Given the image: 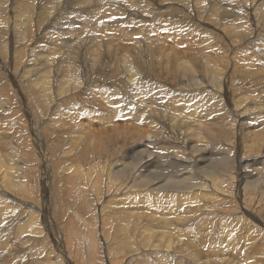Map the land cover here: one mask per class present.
I'll return each instance as SVG.
<instances>
[{"label": "bare ground", "instance_id": "1", "mask_svg": "<svg viewBox=\"0 0 264 264\" xmlns=\"http://www.w3.org/2000/svg\"><path fill=\"white\" fill-rule=\"evenodd\" d=\"M17 1H19L21 3L20 6L16 5V7H20L19 9H16V7L14 5ZM90 1L91 0H88V1H86V0H0V33H4L2 35V37H8V39H2V41L0 42V70H1L0 79L4 83L7 82V80L10 81L11 84L15 87V91H19L18 98L20 99L21 109H22V111H24V113H26V119L27 120L25 118H24V120L29 122L28 124H29L30 130H32V131L35 130L36 129L35 128V126H36L35 122L41 121L42 118L45 119L44 121H47L48 127H51L52 129H56L55 128L57 125L56 121L60 120V119H57L55 117H57L58 115L64 116V114L66 112L65 111L66 108H74L72 105L73 100L78 97L79 93L83 89L86 88V86L84 84V80H87V79L95 80L96 78L99 79L102 75H108V72L118 71L117 67L125 68V70L127 72V74H125L127 77V79H126L127 83L126 84H124L122 87H119V85L117 83H115V81H114V82H112L113 84L104 88L105 93L108 96H111L113 98L109 102L111 104V107L114 108V114H112L111 116H103V117L99 118L100 121L96 124L100 127L99 136L104 135V134H108V133L109 134L110 133L116 134V133L124 132V134L128 135V138L126 137L125 139H122L125 137V135L122 138H120L118 136L119 139L113 138V139H116V147L114 148V150H112V151L110 150L111 152L109 151L111 155L101 157V155L103 153L100 156L98 153V156L97 155L96 156L91 155V157L81 156L83 153H87V152H84V144H85V142L83 141L84 140L83 139L84 134L82 133V130H81V127H82V125H84L85 122H83L84 119L81 121L77 115H76V118H73V117H71V114H70V118L80 121V122L78 121L79 123H72V124H74V126L79 128V129L77 128V130H79V132H80V133L78 132L79 135H77L78 133L76 132V130L71 132L68 129V125H65L64 127L59 128V130L64 129L65 131L63 132V134L69 135V138H72L70 140L72 142V145H75L79 141V144L77 145L78 149H75V150H78L79 155L77 154V152H74V147L71 150H69V151L67 150V151H64L62 153L63 157H66L69 154L71 156L72 155L71 153L74 152L75 156L73 158H71V160H73L77 163L76 165H74V167H67L66 168V170H65L66 173L70 172V171H72V172H71V174L68 173L70 175L67 174L68 177L67 176H65V177H67L68 182L70 183V185L74 189H75L76 185L78 186V187L77 186L76 187L79 188L80 183L78 185V182L81 180L83 182V183L81 182V184H83V188H81L82 186L80 188L83 190L84 189L85 190H88V189L93 190L94 189L93 194L96 195L98 198H100L102 196V192H103L105 187L107 189H111V193L113 194L112 201L114 203V207H115V205L117 207L121 206L118 208L116 207L112 211L110 210L109 213H108V211H106L105 212V213H107L106 216H105V214H103L104 211L103 212L101 211L102 213L100 212L101 214L98 215L100 221L102 222V226H101V228H103L102 231L104 230V226H103L104 222L108 221L110 224H112V225L114 224L113 225L114 228L108 226V227H110L109 229H111V230L108 229L109 233L111 231H114L112 239L110 240V239H108V236H106L105 240H104L106 243V250H107V254H108L107 256H109V258H111L113 256L112 250L115 249L116 251H118V254H119V250L123 249L124 246H131L134 249V247L136 248V246H134V245L136 243H138L137 245L141 246L139 248L142 249L143 248L142 242L144 240L146 242V243H144L145 244L144 246L146 247V249H149L148 251L151 250V252H153L155 249L160 248L161 250L164 249L163 252L165 251V253H166V251H168L169 248L171 250L173 245L176 243L178 244V242H179L178 241V242L172 244V242L175 241V239L172 240V237H174V236H172V234L177 232V229L176 230L174 229L175 232H173V233H171L170 230H173V228L179 226L183 220L186 221V218L190 217L191 213L193 214V211L190 208H192L193 206L197 207L201 204V203L200 204L198 203V202H200L199 201L200 197L202 198L201 200L203 202L204 201L209 202V201L204 200V199L206 197L211 199L212 197L215 196L216 198L215 197L214 198L216 201H214L213 198L211 199V200H213V202L209 199L211 204L212 203L216 204L217 202H220V203L223 202L224 203V201L226 199L225 191L222 193L220 190H218V188H217L218 182L215 180V178H213L214 176L212 174H210L208 172H203L204 174H202L201 176H197L192 170L193 166L197 167L198 164L202 160L207 161L205 155L207 156L210 152V149L208 147L211 146V143H213V145H214L215 141L214 142L210 141L211 143H210V146H208V147L203 144L204 142L202 143L203 137L208 136L209 134H211V135L216 134L215 129L212 128L211 126H213L215 124L216 125L221 124V126H219V129L221 127L222 131L221 132L219 130L218 131L222 135V133H224L223 132V130L225 129L224 127L228 126L230 124V122H232L233 126H234V123H237V127L235 129H236L237 133L239 132L238 134H241L243 130L248 129L251 124L255 123L256 126H259V128L264 124V119L262 121V118L264 117V95H261L262 97H255V96L250 97V95H253V94L258 96L256 94V92H258L259 95L264 94V91L260 90V88L261 89L264 88L261 85V84H264V47L256 44V42L257 43L259 42L262 44V42L264 40V23H262V22H264V0H221V1H219L215 6V9H219L218 11L216 10V12H218L217 14L221 15L222 11L227 12V8H229L228 11H230V12L237 11L238 13H240V15H238V13H237V15L240 16L242 24L240 26H238V25L234 24V22H235L234 21L233 26H231L232 23H230L227 26L234 27V28H236V30L224 31L223 27H220V26L213 27L212 25L207 24L208 23L207 22V23H204L203 25L207 26L208 28H202L201 29L202 32L199 30L201 32V34H205V35H203V37H200L201 34H199L196 31V29L202 27L201 18L203 17V15H201V13H200V8L204 3L205 4L207 3V2H205V0H199V4H198L199 12L197 13V15H195L194 12L192 11V4L190 3L191 0H170L174 3L176 1H178L179 3L186 6L189 11L186 8V9H183L184 12L181 9L172 8V6L163 8L162 3L167 1V0H158V1L157 0H153V1L152 0H147V1L146 0H95L93 3L92 2L90 3ZM208 1H210V0H208ZM80 4H84L86 6L87 10H89V12L83 13L81 11ZM13 5H14L15 9H14ZM97 5H99V7H97V8H99L98 11H94V10L90 9L93 6L96 7ZM234 5H235L236 9L233 11ZM177 8H179V7H177ZM104 9H109V10L105 11ZM230 9H232V10H230ZM102 10H104L105 12ZM248 10L250 11V13L247 14ZM81 13H83V15H85V16L88 15L89 17L94 16V18H95L94 20H98L96 23H100L104 20H107V18H111L108 15V13L114 14L115 17L125 16L121 20L120 23L116 18H113L111 21H109V22L116 23L119 26H121V24L122 25L123 24L130 25L133 23L139 24L135 20L130 19L132 17H135L137 19H141L142 21L147 22V25L144 28H147V26H149V25L153 26L154 24L162 23L161 20L165 17H168L169 15L173 16L172 20L175 17L179 16L184 21L187 20L189 22V24L192 25V26H190V28H191V30H192V28L194 29L195 34H193L190 31L193 34V35L191 34L192 37H190V38H192V41H195L197 43V44H195V46L197 45V49H194V46H193V48H192V46L186 47L181 52L173 50V49H169L167 55H165L166 50L161 51V52H158V51L154 52L152 49H148V50H145L144 52L141 53V51L145 49L144 40L147 38L146 30H143L142 27H139L136 32L130 31L129 29H122L123 34L120 33L119 38H111L110 41H104L103 36H105V34L101 28H105L106 26L96 25V24H92V23L87 24L86 22H83L84 19L82 18L83 15H80ZM145 14L147 16H149V18H145L144 17ZM64 15H67V16L64 17ZM226 16H229V15H226ZM62 18L64 20V21L63 20L62 21L65 22L64 24H60L58 22ZM7 19L9 20V22L7 21ZM251 19H252V25H254V34H253L252 38L250 37L251 34L253 33L251 31V26H252L251 25ZM71 21L73 23H76V22L77 23H79V22L83 23V26H81L80 32L71 33L72 37H74L72 40H74V41H76L75 39H78L79 36H81V39H80L79 43L77 44L78 49L77 48L76 49L78 51L76 52L75 57H73V54H72V52L74 51L73 48L71 49V46L69 44H67L68 41L66 38H67V35L70 33L64 32L67 28H69L71 26ZM173 23H176V22L173 21ZM66 24L70 25V26L66 27ZM163 24H167V23L165 22ZM86 25H87V27L91 28V31L90 30L89 31L83 30V27ZM223 26L227 27L225 25H223ZM33 27H34V29H33ZM32 29L34 30V33L32 32L33 31ZM101 31H102V34H101ZM32 33L34 35H32ZM59 33H62V34H59ZM65 35H66V37L64 38ZM139 36H140V39H139ZM3 40H5V41H3ZM7 40H8V42H7ZM50 40H54L56 43L51 42ZM114 40H116V41H114ZM123 40L128 42V44L119 45V43H122ZM218 41H220L222 43V45H223L222 48L225 50H219L218 52H216L214 54L215 59L213 60V58H212L213 62L210 64V67L207 64L208 60L207 61L203 60L204 65L207 66L209 69L208 71L206 70L205 67H203V69L201 71L202 66L200 67V70H199V67L197 65V60L203 59V58H201L203 55L201 54L202 50H201L200 44H208L209 43L211 45L212 42L216 44ZM27 42L33 43V46H37L38 44L39 45L44 44L46 46V47L45 46L42 47L41 51H40L43 55H45L43 62H44V66H46V69L43 70V72L40 74L38 72L39 68L36 67L37 63L33 62V60H28V59H26L24 62V60L22 58V56L25 57V55H22V53H24L23 51L26 48L25 44ZM77 42H78V40H77ZM123 43H125V42H123ZM66 44H67V46L69 45L68 47L66 46V49L68 52L64 48H63L64 52H62L61 49ZM48 45H53V46L57 45L55 47H58V48H55V47L49 48ZM113 45H115V46H113ZM33 46L31 48H33ZM138 46H141V47H138ZM237 46H238L239 50L242 51L244 54L246 51L248 53L251 50H253L254 48H258V52L249 54V56H246L248 59H244V60L241 58V52L240 51H239L238 57H236V56H235L236 58L233 57L234 62H236V60L241 61V62H239L240 67H237V65H234V67L242 69L241 63H242V61H244L245 65H246L245 68H247V70H246L247 73L243 74L242 72H240L238 75L235 76V74H232L231 71H228V63L231 59L229 58V60H228L227 58L229 57L228 53L230 51H234V48ZM33 50H35V49H33ZM56 51L59 53V57H58L59 59L57 58L56 61H54L53 55L56 54ZM114 54H116V55L123 54V57L116 58V57H114ZM38 55H39V53H38ZM136 55H138V59L136 61H134V57ZM245 55H247V54H245ZM36 56H37V53H36ZM77 56H78V58H76ZM230 56H232V55H230ZM204 57L207 58V56H204ZM66 58H68V59H66ZM29 59H30V57H29ZM36 59H38V58H36ZM22 60H23V62H22ZM156 60L159 61V63H155L154 61H156ZM92 65H93V67H92ZM39 66H41V64H39ZM254 67H256L255 72L254 71L250 72L249 69L251 70ZM259 67H261V69H257ZM237 68H235V69H237ZM245 68H243L242 70H244ZM256 71H258V72H256ZM260 73H262V74H260ZM232 75L235 76L233 78L234 82H240V81L242 82V81H246V80L251 79L252 82H255L257 85H259V88L254 89V91H253L254 93H250V94L248 93V95H246V96L241 95L242 97L238 98V99H236V96H232L233 98L231 100L230 99V96H231L230 90H231V85H232V77H233ZM107 77H110V76L108 75ZM176 77H178L180 80H182V84L179 85L180 88L174 87V90H173L169 86H170V84L176 82V80H175V79H177ZM151 80H152V82H151ZM118 81L123 82V80H118ZM147 83H156V85L154 84L151 86H147ZM134 87H135V91L137 93L138 102L140 104H134L130 99V97L136 96V93L132 90ZM176 91L183 92L184 95L182 97L176 99L173 96L176 93ZM221 96H222V98H220ZM181 98H182V102L180 101ZM224 98H225V101H223ZM6 102H7V100H6ZM3 104H5V100H0V108L3 106ZM221 104H223V106H221ZM228 104L230 106L234 107V109L232 111V115L234 118H231V114L228 113L229 111H225L227 113L223 118H221L219 120H218V118L213 119V120L211 119L210 116H212L213 114L219 113L220 111L225 110V108H228L227 107ZM225 105H227V106L225 107ZM254 105H256L257 109L255 107H253ZM184 106L187 107L189 109V111H191V113L188 111L187 108H182ZM235 106L237 108L242 106V109L236 111ZM250 106H252V107L250 108ZM62 107H64V108H62ZM216 107L217 108L219 107V108L217 110H215ZM205 108H206V110H204ZM62 109H64V111ZM3 111H5V110H3ZM122 111H134V112H131V115H132V113L134 114V116L132 115L133 122H131V123L126 122L125 124H122V125H120L119 123H112V119L116 118V117H120ZM175 111L180 113V115H181V113H183L186 116L192 117L193 119H195L194 123L189 124V123H186L187 120L184 121L183 119L176 118L175 113H173ZM60 112H61V114H60ZM72 112H73V110H72ZM220 114H221V116L223 115V113H220ZM0 115H2V113ZM180 117H182V116H180ZM202 118L207 119L206 124L203 123ZM229 118L231 119L230 121L227 120ZM181 120H183L184 123H183V121L181 122ZM1 121H2V119L0 120V132L2 131V134L0 133V249L6 250V252H8V254H11V255L13 252H15V256L11 257V255H10V258L13 259L14 261L17 259L18 264H21L24 260H30V259H33V258L38 257V256L44 257L46 264H75V260L72 259V257H69V251H67V248L63 242L56 241L57 242L56 244H54L55 242H53V244H49L47 242H44L45 234H43L42 229H40L39 221L36 218V216L39 215V209L36 206H38L40 203L37 202L38 205L35 206V205H33V203L31 204V203L26 202L27 199H25V197L28 198L29 197L28 195L30 194L29 193L30 190L28 189L29 184H26V183L24 184L23 181H26V180L24 179V177L22 178V176L20 178V175H19V173H21L23 171L25 165H23V164L21 165L22 162L19 163L21 160L18 162L13 161L12 163H10V161H8L7 165L5 163H3L2 160H4L3 158L5 157V155L3 157L1 150L3 152H6L7 150H5V148L2 147L1 144L2 145L7 144V147H8L13 139L10 135H7V134L3 135L5 132H7V131L10 132V131H9V128L5 127L4 125L2 126L3 123H1ZM69 121H70V119H69ZM226 121H229V124ZM81 122H83V123H81ZM92 122L93 121H90L91 124H93ZM25 123H27V122H25ZM72 124H70V125L72 126ZM226 124H228V125H226ZM11 125H15V121H12ZM191 125H194V126H191ZM243 125H246V128H244L245 126H243ZM230 126H231V124H230ZM262 130L264 131V129H262ZM248 131H249L248 132L249 134L252 133L250 131V129ZM50 132H52V131H50ZM58 132L60 133L61 131H58ZM94 132L90 130V131H87V134L89 137H92L95 134ZM230 132L231 131H229V134H231ZM237 133H236V135H238ZM258 133H260V132H257V134ZM33 134H35V132H33ZM72 134L73 135L76 134L77 136L75 138H73ZM96 135H97V133H96ZM201 135H202V138H201ZM225 135H226V133H225ZM104 136H101V139H103L102 137H104ZM214 136H218V135L216 134ZM108 137H110V136L108 135ZM112 137H114V136H112ZM112 137H110V138L105 137L103 140L112 139ZM244 138H247V137H244ZM248 138H249V141H251L250 137H248ZM120 139L125 140V141L124 142L122 141L123 142L122 145L120 144L121 146L117 150L118 144L121 143V142L118 143L117 141H119ZM215 139H216V137H215ZM261 139H263V138H261ZM107 140H106V144L108 145L109 143L107 142ZM208 140H210V139H208ZM244 140H246V139H244ZM81 141H83V142L81 143ZM108 141L109 142L111 141L113 144V140H108ZM126 141H128V142L126 143ZM176 141H179V142H176ZM204 141H205V139H204ZM256 141H258V140H256ZM63 142H65V141H63ZM174 142H176L177 144H180L181 146H176L174 144ZM218 143L219 142H217V145H218ZM222 143H224V142H222ZM261 143H262V141H261ZM69 144H71V143H69ZM95 145H97V143ZM237 145H238V147H237L238 149H236V151H240L241 150V147H240L241 143L238 142ZM113 146H115V145H113ZM244 146H245V144H244ZM259 146L254 147L255 149L256 148H258V149H256V151L255 150H253V151H255L257 153V150H259V148H262L261 147L262 145H259ZM110 147H111V145H110ZM93 148H95V147H93ZM234 148H235V146H234ZM252 148H253V146H252ZM170 149H172L173 153L169 152ZM248 149H251V148H248ZM85 150L87 151V149H85ZM101 150H103V149H101ZM262 150H263L262 156L264 158V147L262 148ZM97 151H96V153H97ZM212 151H214V150H212ZM253 151H251L252 154H253ZM93 152H95V151H93ZM243 152H244V150H243ZM106 153H107V151H106ZM259 153H260V151H259ZM255 154H253V155H255ZM9 156L7 155L8 158L7 157H5V158L9 160ZM241 156L244 157L245 159H247L246 155H241ZM1 157H3V158L1 159ZM11 157H13V156H11ZM82 157L85 158L84 161H82ZM223 157H225V156H223ZM234 157H232V159ZM242 157H240V158L238 157V159H236V161H239ZM250 157H252V156H250ZM68 158H69V156H68ZM77 160H78V162H77ZM215 160H216V158H215ZM224 160L227 162L226 159H224ZM241 160H244V159H241ZM246 161L247 160H244L245 164H246ZM222 162H224V161H222ZM259 162L261 165H264V159L262 161H259ZM161 163H165V165L167 167L165 169L168 170L169 172L163 173L162 166L164 164L161 165ZM220 164H222V163H220ZM58 165H59V163H58ZM58 165H56V166H58ZM213 165H214V163H213ZM87 166H88V168L85 170V168ZM54 167H55V165H54ZM9 168L11 170H9ZM171 169H173V171H171ZM34 170L33 171L31 170V171L34 173ZM210 170H212V169H210ZM228 172H230V171H228ZM237 172H238L237 173V179L235 181L236 185L234 184L235 186L233 189V191H235V193H234V196H232L233 192L231 193V195H228L230 198V199H228V201H229V204L234 207V210L235 209L240 210L241 215L239 217L237 216L238 217L237 219L234 218L235 220L232 222V220H231L232 217L230 219L229 215H227L228 214L227 211L225 210L226 211L225 213H227V214H225V217L223 218V220L220 221V219L224 215L220 217L219 221L221 223L227 222V224L225 226L220 224L222 227V228L220 227L221 232L223 231V229L226 230V233H224L223 242L219 240L221 242V244H223L224 248H220V250L218 251L219 255L217 253H214L212 257L210 255L209 257H211L210 258L211 260L206 259L205 261H203L199 257L201 255H199V256L197 255L199 258H195V261H196L195 263H192V260L189 257L186 260L187 261L191 260V263L188 262L186 264H196V263H199V264H202V263L203 264H240L238 262V260H239L238 257L232 258V259L229 257L231 260H228V258H226V256H225L228 254H230L228 256H234L236 253L239 252V250L236 248V245H238L237 238L233 237L234 235L231 236L229 232H232L234 229H236L239 224H242L243 222L245 223L246 218H250V216L252 218L254 216L249 215L250 210L245 208L244 207L245 205H242V204H245V203H243L244 199H243V201H240V197L243 194V188H242L241 184L243 183V181L245 179H249L250 177L248 175H245V174L239 175L240 174L239 171H237ZM41 173H43V171ZM62 173H63V171H62ZM62 173H61V175H62ZM66 173H63V174H66ZM232 173H233V171H232ZM49 175L51 176V173ZM228 175L225 174V172H223V174L220 177L222 179H224V178H227L226 176H228ZM43 176H44V174H43ZM56 176H57V174H56ZM181 176H182V178H181ZM165 177L168 178V181L178 183V184H183V185L178 186V185H175V184L170 183L168 181L165 182L162 180ZM51 178H53V177L51 176ZM73 178H77V179L79 178L80 180H77V183H76L75 182L76 180ZM228 179H230V178L228 177ZM201 180H203V182H202L203 184L200 185L199 181H201ZM224 180H226V179H224ZM53 181H54V179H53ZM66 181H65V184H66ZM219 181H221V180H219ZM232 181H234V180H232ZM232 181H231V183H232ZM44 182H46V181H44ZM221 182H223V181H221ZM221 182H220V185H221ZM235 182H233V183H235ZM189 184L191 186H189ZM15 186L17 187L16 190H17L18 194H16V193H14V194H16L20 197L22 196L21 198L24 197V199H21L18 196L13 195V192H14L13 188ZM47 186H49V185H47ZM175 189H177V191H175ZM83 190H82V192H84ZM73 192H75V191H73ZM260 196H262V195H260ZM32 197H33V195H32ZM32 197H31V199H32ZM246 197H248V196H246ZM94 198H96V197H94ZM81 199L83 201V198H81ZM174 199H176L178 201L176 203H173ZM28 200H29V198H28ZM59 201H60V199H59ZM106 201H108V200H106ZM256 201H259V200H256ZM55 202H57V201H55ZM226 202L227 201H225V203ZM236 202L238 203L239 207H237ZM83 203H81V205ZM225 203H224V205H225ZM110 204H112V203H110ZM52 205H54L53 202H52ZM230 205L227 207H230ZM40 206L42 207V205H40ZM83 206H85V205H82V207ZM183 206H186L184 208V210H183ZM187 206H189V207H187ZM202 206H203V204H202ZM202 206H201V208H202ZM210 206L213 208L212 205H210ZM219 206H220V204H219ZM209 207H207V208L204 207V209L208 210ZM215 207H216V205H215ZM221 207H223V206H221ZM46 208L44 207V209H46ZM106 208H108V207H106ZM49 209H47V210L49 211ZM204 209L202 211H204ZM40 210H41V208H40ZM80 210H81V208H80ZM84 210H86V208H84ZM213 210H214V208H213ZM236 210H235V212H236ZM81 211L78 212V210H76L74 212L73 216L77 217L78 221H80V222L82 221L84 223V224H81V227H82V225H85V222H87V221H84L85 219L83 218ZM211 211H212V209H211ZM44 212H42V213H44ZM207 212H209V211H207ZM254 212H255V210H254ZM194 213H196V212H194ZM220 213H222V209H221ZM87 214H89V212ZM205 214H206V212H205ZM232 214H233V212H232ZM255 214L256 213H254V215ZM65 215H67V214H65ZM94 215L92 216V218L96 217ZM194 215H196V214H194ZM119 216H120V218H119ZM197 216H199V214ZM207 216H209V215H207ZM207 216H205V217H207ZM216 216H217V214H216ZM255 216H257V215H255ZM67 218H69V217L66 216V219ZM218 218L219 217H217V219ZM242 218H243V220H242ZM89 219H91V217ZM191 219H192V217H191ZM191 219L188 218V220H191ZM259 219H260V217H259ZM185 221H183L184 224H185ZM219 221L217 222V226L219 225ZM241 221H243V222L241 223ZM68 222H69V224L67 225V227H69L70 224H73V222H71V221H68ZM90 222H92V221H90ZM95 222H97V221H95ZM203 222H204V220H203ZM204 223H206V222H204ZM231 223H236L237 227L232 228V226L230 225ZM92 224H91V226H93ZM211 224H212V222H211ZM87 225H89V223H87ZM105 225H107V224L105 223ZM199 225H200V223H199ZM243 226H244V224H243ZM67 227H65V229ZM251 227L253 228V226H251ZM13 228L15 229L14 235L16 237L14 236V240H13V238H11L13 240V241H11V239L8 240V237H9L8 235L11 236L10 230ZM188 228H190V227H188ZM69 229L70 228H68V231H69ZM9 232H10V234H9ZM82 232H83V230H82ZM156 232L158 233L156 239L160 238L159 239V240H161L160 242H156L155 241L156 239L155 240L153 239L154 236H152V235H154L153 233H156ZM168 232L170 234L167 236ZM178 232L180 233L181 230L180 231L178 230ZM187 232L191 233V231H186V232H184V234L186 233V235H187ZM69 233H70V231L68 233H66V236H67L66 239L67 238L70 239V237H68ZM192 233H193V231H192ZM82 234H84V233H82ZM184 234L181 232V238H182V235H183V238H185ZM64 235H65V233H64ZM178 235H176V236H178ZM61 236H62V233H61ZM109 237H111V236H109ZM144 237H146V238H144ZM143 238H144V240H143ZM192 238H193V236H192ZM209 238H211V236ZM187 239H188V236H187ZM197 239H195V240H197ZM185 240H186V238H185ZM134 242H135V244H134ZM181 242H183L182 239H181ZM203 242H204V240H203ZM180 243H179V245H180ZM199 243L201 244L202 241ZM15 244H21L23 246L22 252H20L21 249L19 250V249L15 248L17 251L19 250V253L13 250V246ZM225 245L227 246V248L230 249V251H226ZM120 246H121V248H120ZM176 246H178V245H176ZM183 246L185 247V245H183ZM183 246H181L182 247L181 250H183V248H184ZM145 247H144V249H145ZM118 248H120V249H118ZM130 248H129V251L126 249L128 251V254H129V252H131ZM179 248H180V246H179ZM186 248H187V250H189L188 247H186ZM141 249H139L138 251H140ZM175 250L177 251L178 249H175ZM209 250H210L209 252H211V249H209ZM142 251H143V249H142ZM195 251H193V254ZM233 251L235 253L232 255L231 253ZM1 252H4V251H1ZM197 252H198V249H197ZM206 253H208V252H206ZM8 254H7V256H8ZM158 254H160V252ZM197 254H201V251H200V253L198 252ZM260 254H262V253H260ZM132 255H134L133 251H132L131 257H132ZM137 255H138V253H137ZM184 255H183V258H184ZM115 256L116 255H114V258H115ZM186 256H187V254H186ZM189 256H191V255H189ZM204 256H205L204 258H206L205 254H204ZM0 257H1V255H0ZM118 257L122 258L121 256H118ZM129 257H128V259H129ZM158 257H160V256H158ZM162 257H164V256H162ZM224 257L226 260L224 259ZM192 259H194V257ZM218 259H220V260H218ZM44 260H43V264H45ZM112 260L113 259H111L110 261H112ZM132 260H135V259H132ZM159 261L160 262H158V260H157L158 264L159 263L165 264L163 259H160ZM88 262H89V260H88ZM150 262H151V260H150ZM241 262L243 264H253L251 262V260L245 261V258ZM181 263H183V261H181ZM15 264H16V262H15ZM27 264H28V262H27Z\"/></svg>", "mask_w": 264, "mask_h": 264}, {"label": "rangeland", "instance_id": "2", "mask_svg": "<svg viewBox=\"0 0 264 264\" xmlns=\"http://www.w3.org/2000/svg\"><path fill=\"white\" fill-rule=\"evenodd\" d=\"M86 1H88V0H86ZM95 0H91L90 1V3L92 2H94ZM147 1V0H146ZM153 1V0H152ZM151 1V2H152ZM158 1V0H157ZM219 1H221V0H210V1H208V0H205V2H207L206 4L204 3L202 6H201V8H200V13H201V15H203V17L201 18V23H202V27L201 28H197L196 29V31L199 33V34H201V29L202 28H208L207 26H204L203 24L204 23H207V24H210V25H212L213 27H217V26H220V27H223V30L224 31H227V30H232V31H234V30H236V28H234V27H231V26H233V22H234V24H236V25H238V26H240L241 24H242V21H241V19H240V16H238V15H240V13H238L237 11H234L235 9H236V7H235V5H234V7H233V11L234 12H230V11H228L229 10V8H227V12H225V11H222L221 13V15L220 14H217L218 12H216V10L218 11L219 9H215V6H216V4L219 2ZM19 1H17L14 5H15V7H16V5H21V3L19 2ZM18 3V4H17ZM191 4H192V11L194 12V14L195 15H197V13L199 12V7H198V4H199V0H191V2H190ZM163 4V8H166V7H170V6H172V8H175V9H181L183 12H184V10L183 9H186L187 7L186 6H184L183 4H181V3H179L178 1H176L175 3L174 2H172V1H170V0H167V1H165V2H163L162 3ZM174 4V5H173ZM226 4V3H225ZM14 5H13V7H14ZM100 5V4H99ZM99 5H97L96 7L95 6H93L92 8H90V9H92V10H94V11H98L99 10V8H97V7H99ZM179 7V8H177V7ZM15 7H14V9H15ZM80 7H81V11L83 12V13H87V12H89V10H87V8H86V6L84 5V4H80ZM20 7H16V9H19ZM96 10H95V9ZM110 9V8H109ZM109 9H104L105 11H108ZM104 10H102V11H104ZM187 10H188V8H187ZM230 10H232V9H230ZM104 11V12H105ZM189 11V10H188ZM171 12V11H170ZM83 13H81L80 15H83ZM186 13V12H185ZM237 13H238V15H237ZM248 13H250V11L248 10V12H247V14ZM90 14V13H89ZM256 14V13H255ZM108 15L111 17V18H107V20H104V21H102V22H100V23H96L98 20H94L95 18H94V16H91V17H89L88 15H83L82 16V18L84 19L83 20V22H86L87 24H96V25H104V26H106L105 28H101L102 30H103V32H104V34H105V36H103V40L104 41H110L111 40V38H119L120 37V33H122L123 34V32H122V29H129L130 31H133V32H136L137 31V29L139 28V27H142V29L143 30H146V34H147V38L144 40V46H145V49L144 50H142L141 51V53L142 52H144L145 50H148V49H152L154 52H161V51H164V50H166V53H165V55H167V53H168V50L169 49H173V50H176V51H179V52H181V51H183L186 47H191L192 46V48H193V46H194V49H197V45L195 46V44H197L195 41H192V38H190V37H192V35L193 34H195V32H194V29L192 28V30H191V28H190V26H192V25H190L189 24V22L186 20V21H184L181 17H179V16H177V17H175L173 20H172V15L170 16H168V17H165V18H163L162 20H161V22L162 23H157V24H154L153 26H147V28H144L146 25H147V22H145V21H142L141 19H137V18H135V17H132V18H130V19H132V20H135L136 22H138L139 24H136V23H133V24H130V25H128V24H121V26H119V25H117L116 23H113V22H109V21H111L113 18H116L118 21H119V23L121 22V20L125 17V16H119V17H115L114 16V14H112V13H108ZM180 15V14H179ZM226 15H229V16H226ZM237 15V16H236ZM65 16H67V15H64V17ZM75 16V15H74ZM166 16V15H165ZM188 16V15H187ZM63 17V16H62ZM63 17V18H64ZM144 17L145 18H149V16H147L146 14L144 15ZM236 17V18H235ZM63 18L62 19H60L58 22L60 23V24H64L65 22H63L64 20H63ZM110 19V20H109ZM236 19V20H235ZM63 20V21H62ZM80 20V19H79ZM7 21L9 22V20L7 19ZM173 21L174 22H176V23H173ZM167 23V24H163V23ZM81 23V24H80ZM179 23V24H178ZM230 23H232L231 24V26H227V25H229ZM262 23H264V22H262ZM223 25H225V26H227V27H224ZM251 25H252V19H251ZM67 26H70V25H67L66 24V27ZM81 26H83V23L82 22H79V23H73L72 21H71V26L69 27V28H67L64 32H67V33H70V34H68L67 35V44H69L70 46H71V49L73 48V52H72V54H73V57H75L76 56V52L78 51L77 49V47H78V43H79V41H80V39H81V36H79V38L78 39H75L76 41H74V40H72L74 37H72V35H71V33H73V32H80V29H81ZM87 25L86 26H84L83 27V30H90L91 31V28L90 27H87ZM33 29H34V27H33ZM32 29V30H33ZM71 29V30H70ZM201 32H200V31ZM193 33H191V32ZM251 31L253 32L252 34H251V38H252V36H253V34H254V25H252L251 26ZM33 33H34V30L32 31ZM32 33V35H34ZM1 35H0V42L2 41V39H8V37H2V35L4 34V33H0ZM59 34H62V33H59ZM101 34H102V31H101ZM190 34V35H189ZM192 34V35H191ZM185 35V36H184ZM203 35H205V34H201L200 35V37H203ZM244 36V35H243ZM66 37V35L64 36V38ZM123 37V36H122ZM135 37V36H134ZM250 38V39H251ZM139 39H140V36H139ZM77 40H78V42H77ZM235 40V39H234ZM3 41H5V40H3ZM51 42H55L54 40H50ZM114 41H116V40H114ZM236 41V40H235ZM7 42H8V40H7ZM123 42H125V43H123ZM220 41H218L216 44L215 43H211V45L208 43V44H200V47H201V50H202V52H201V54L203 55L201 58H203V59H201V60H197V65H198V67H199V70H200V67H201V71H202V69H203V67H205L206 68V70L208 71L209 69H208V67L207 66H205L204 65V61L203 60H205V61H207L208 60V62H207V64H208V66L210 67V64L213 62L212 61V58H213V60L215 59V53L216 52H218L219 50H225V49H223L222 48V43L220 42ZM56 43V42H55ZM58 43V42H57ZM219 43V44H218ZM264 40H263V42H262V44L261 43H257L256 42V44L257 45H259V46H263L264 47ZM28 44V45H27ZM67 44L64 46V47H62V49H61V51L62 52H64V49L67 51V49H66V46H67ZM125 44H128V42H126V41H122V43H119V45H125ZM239 44V43H238ZM43 45V46H42ZM58 45V44H57ZM57 45H55V46H57ZM68 45V46H69ZM209 45V46H208ZM28 46V47H27ZM30 46V47H29ZM33 46V43H31V42H27L26 44H25V49H24V53H22V55H25V57H23L22 56V58H23V60H24V62H25V60L26 59H28V60H33V62H35V63H37L36 64V67L37 68H39V74L40 73H42L43 72V70H45L46 69V66H44V56L45 55H43L40 51H41V48L42 47H44L45 45L44 44H38L37 46H33V48H31ZM41 46V47H40ZM52 46V47H51ZM55 46H53V45H48V47L49 48H54ZM67 46V47H68ZM113 46H115V45H113ZM22 47V46H21ZM46 47V46H45ZM138 47H141V46H138ZM211 47V48H210ZM55 48H58V47H55ZM64 48V49H63ZM77 48V49H76ZM210 48V49H209ZM33 49H35V50H33ZM37 49V50H36ZM35 51V52H34ZM239 48H238V46L237 47H235L234 48V51H230L229 53H228V60H229V58L231 59L230 61H229V63H228V71H231L232 72V74H235V76L236 75H238L240 72H242L243 74H245V73H247L246 72V70H247V68H245L246 67V65H245V63H244V61H242V63H241V68L243 69V68H245L244 70H242V69H240V68H237V67H240L239 66V62H241V61H237L236 60V62H234L233 60H234V58H236V57H238V54H239ZM68 52V51H67ZM75 52V53H74ZM211 52V53H210ZM238 52V53H237ZM241 52V58L244 60V59H248L246 56H249V54H252V53H255V52H258V48H254L253 50H251L250 52H248L247 53V51L245 52V54H247V55H245L242 51H240ZM36 53H37V56H36ZM38 53H39V55H38ZM58 52L56 51V54L55 55H53V57H54V61H56V59L59 57V53L57 54ZM140 53V54H141ZM67 54V53H66ZM71 54V55H72ZM213 54V55H212ZM235 54V55H234ZM139 55V54H138ZM138 55H136L135 57H134V61H136L137 59H138ZM230 55H232V56H230ZM204 56H207V58L206 57H204ZM236 56V57H235ZM29 57H30V59H29ZM41 57V58H40ZM72 57V56H71ZM114 57H116V58H121V57H123V54H121V55H116V54H114ZM234 57V58H233ZM25 58V59H24ZM36 58H38V59H36ZM76 58H78V56L76 57ZM206 58V59H205ZM59 59V58H58ZM66 59H68V58H66ZM23 60H22V62H23ZM42 60V61H41ZM211 60V61H210ZM39 61V62H38ZM232 61V62H231ZM155 63H159V61H154ZM238 63V64H237ZM39 64H41V66H39ZM234 65H237V67H234ZM39 66V67H38ZM43 66V67H42ZM92 67H93V65H92ZM44 68V69H43ZM118 68V71H112V72H108V75L110 76V77H107L108 75H102L99 79H95V80H92V79H87V80H84V84H85V86H86V88L85 89H83L80 93H79V95H78V97L77 98H75L74 100H73V107L74 108H66V112H65V114H64V116L63 115H61V116H57V117H55V118H57V119H60V120H57L56 121V123H57V125H56V129H52L51 127H48V123H47V121H44L45 119L44 118H42V120L41 121H37V122H35L36 123V126H35V130H30L29 128V122L28 121H25L24 120V118L26 119V113H24V111H22V109H21V105H20V99L18 98V93H19V91H15V87L11 84V82L10 81H8L7 80V82H3L1 79H0V100H5V104H3V106L0 108V114L2 113V115H0V120L2 119V121H1V123H3L2 124V126L4 125L5 127H7V128H9V131L10 132H5L3 135H10L11 137H12V142L9 144V146L7 147V144H1V146L2 147H4L5 148V150H7L6 152H3L2 150H1V153L3 154V157H4V155H5V157H7V155L9 156V160L8 159H6L5 157L3 158V157H1V159L3 158L4 160H2L3 161V163H5L6 165H7V162L8 161H10V163H12L13 161H16V162H18V161H20L19 163H21V165L23 164V165H25V167H24V169H23V171L21 172V173H19V175H20V178H21V176H22V178L24 177V179L26 180V181H23V183L25 184H29V186H28V189L30 190L29 191V200H28V198H26L25 197V199H27V201L26 202H28V203H33V205H38V203L37 202H39L40 204L38 205V206H36L38 209H39V215H37L36 216V218H37V220L39 221V224H40V229H42V231H43V234H45V236H44V238H45V240H44V242H47V243H49V244H53V242H55L54 244H56L57 242L56 241H61V242H63L64 244H65V246H66V248H67V251H69V257H72V259H74L75 260V264L77 263V264H158L157 263V260H158V262H160L159 260L160 259H163L164 260V263L165 264H180L181 263V261H183V263H181V264H186V263H191V260H192V263H195L196 261H195V258H199L200 257V259H202L203 261H205L206 259H210L212 256H213V254L214 253H217L218 255H219V250H220V248H224V246H223V244H221V242L220 241H222L223 242V238H224V233H226V230L225 229H223V231L221 232V225L220 224H222L223 226H225L226 224H227V222H220L221 220H223V218L225 217V214H227V215H229V218L231 219V217H232V222L235 220V219H237L241 214H240V210H236V212H235V210H234V207L233 206H231L230 204H229V201H228V199H230L229 198V196L228 195H231V193L233 192V195L232 196H234V193H235V191H233V189H234V186L236 185V179H237V171H239V175H242V174H245V175H248L250 178L249 179H245L244 181H243V183L241 184V186H242V188H243V194H242V196L240 197V201H243V199H244V201H243V203H245V204H242V205H245L244 207L245 208H247L248 210H250L249 211V215H252V216H254V217H252L251 218V216H250V218H246V220H245V223L243 222V221H241V223L242 224H239L238 225V227H237V225H236V223H231L230 225L232 226V228H235V227H237L236 229H234L232 232H229L230 233V235L231 236H233V237H236L237 238V242H238V245H236V248L239 250V252L238 253H236L234 256H228V255H230V254H228V255H225L226 256V258H228V260H231L232 258H236V257H238L239 258V260H238V262L240 263V264H243L241 261H243L244 260V258H245V261H248V260H251V262L253 263V264H264V165H261L260 164V162L259 161H262L264 158H263V156H262V148L264 147V131L262 130V129H264V124L259 128V126H256V124L254 123V124H251L250 125V127L248 128V129H245V130H243L242 131V133L241 134H238L237 132H236V127H237V123H234V126H233V124H232V122H230V124H231V126H230V124H229V121L231 120L230 118L229 119H227V120H229V121H226L228 124H226V125H228V126H225L224 128V130H223V132L224 133H222V135H221V131H222V128L220 127V129H219V126H221V124H219V125H213V126H211L212 128H214L215 129V133L218 135V136H214V135H216V134H209L208 136H205V137H203V139H202V143L205 145V146H210V143L211 142H214V145H213V143H211V148L210 147H208L209 149H210V152H209V154L206 156L205 155V157H206V159H207V161H204V160H202L199 164H198V166L197 167H195V166H193V172L197 175V176H201L202 174H204L203 172H208V173H210V174H212L214 177L213 178H215V180L218 182L217 183V188H218V190H220L222 193L225 191V196H226V199H225V201H227L226 203H225V201H224V203H225V205H224V203L223 202H217L215 205H216V207H215V205L212 203L211 204V202H210V200L213 198L214 199V201H216L215 200V198L214 197H212L211 199L210 198H205L204 200H207V201H209V202H206V201H202L201 199V197H200V202H198L200 205L199 206H197V207H192V208H190L192 211H193V214L191 215L190 213V217H188V218H190L191 219V217H192V219L191 220H188V218H186V221L185 220H183V221H185V224L183 223V221H182V225L180 224L179 226H177V227H175V228H173V230H170L171 231V233H173V232H175V230L177 229V232H178V230L180 231L181 230V232L184 234V232H186V231H191V233L190 232H187V235H186V233L184 234V237L186 238V240H185V238H183V235H182V238H181V232L179 233H177V232H175V233H173L172 234V236H174V237H172V240H174L175 239V241L174 242H172V244H174V243H176V242H178V244L176 243V244H174L173 245V247L171 248V250H170V248L168 249V251H166V253H165V251L163 252V250H161L160 248H158V249H155L153 252H151V250L150 251H148L149 249H146V247L144 246L145 244L144 243H146L145 242V240H144V238H146V237H144L143 238V244H142V246H143V251H142V249L141 248H139V247H141V246H139V245H137L138 243H136L135 244V242H134V246H136V248L134 247V249L131 247V246H124L123 247V249H120L121 248V246H120V248H118V249H120L119 250V254H118V251H116L115 249L114 250H112V253H113V256L111 257V258H109V256H107L108 254H107V250H106V243H105V237L106 236H108V239H112V237H113V232L114 231H111L110 233L108 232V229L110 228V227H113V225L112 224H110L108 221H106V222H104L103 223V226H104V230L102 231V229L103 228H101V226H102V222L100 221V219H99V214H101L103 211V214H105V216H106V214L107 213H105L106 211H108V213H109V211L111 210H114L117 206L115 205V207H114V203H113V201H112V196H113V194L111 193V189H107L106 187L104 188V190H103V192H102V196L100 197V198H98L96 195H94L93 194V190H90V189H88V190H83V189H81V188H83V184H81V180L78 178H73V179H75L76 181V183H77V180H80L79 182H78V185H79V183H80V186H79V188H77L75 185V189L70 185V183L68 182V180H67V174L68 173H70L71 174V172L72 171H70V172H65V170H66V168L67 167H74V165H76L77 163L75 162V161H73V160H71V158H73L74 156H75V154H74V152H77V154H78V150H75V149H78L77 148V145L79 144V141H78V143H76L75 145H72V142L70 141L72 138H69V135H65V134H63V132L65 131L64 129L63 130H59V128H61V127H64L65 125H68V129L71 131V132H73L74 130H76V132L78 133L79 132V130H77V128L78 127H76V126H74V124H72V123H79L80 121L79 120H76V119H72V118H70V114H71V117H73V118H76V115L78 116V118L82 121L83 119L85 120H83V122H85L84 123V125H82V127H81V130H82V133L84 134V136H83V141L85 142V144H84V152H87V153H83L81 156H84V157H91V155H94V156H98V153H99V156L101 155V157H104V156H108V155H111L110 154V152L112 151V150H114V148L116 147V139H119L118 138V136L120 137V138H122V137H124V135H125V137L124 138H122V139H125L126 137L128 138V135L127 134H124V132H121V133H108V134H104V135H100L99 136V129H100V127L96 124V123H98L99 121H100V119L99 118H101V117H103V116H111L112 114H114V108H112L111 107V104H110V100H112L113 98L111 97V96H108L106 93H105V90H104V88L105 87H107V86H109V85H111V84H113L112 82H114L115 81V83H117L118 85H119V87H122L124 84H126L127 83V77H126V75L125 74H127V72H126V70H125V68H123V67H117ZM233 68V69H232ZM235 68H237V69H235ZM255 68L256 67H254L253 69H249V71L250 72H255ZM257 69H261V67H259V68H257ZM261 71V70H260ZM256 72H258V71H256ZM0 73H1V70H0ZM260 74H262V73H260ZM233 77H232V85H231V90H230V99L232 100V96H236V99H238V98H241L242 96H246V95H248V93L250 94V93H254L253 91H254V89H256V88H259V85H257L255 82H252V80L250 79V80H246V81H240V82H234V75H232ZM177 79H175L176 80V82L175 83H172V84H170V88L171 89H173L174 90V87L175 88H180V86L179 85H181L182 84V80H180L178 77H176ZM118 80H123V82H120V81H118ZM222 81V80H221ZM151 82H152V80H151ZM179 82V83H178ZM222 83V82H221ZM8 86H7V85ZM156 85V83H147V86H151V85ZM178 84V85H177ZM263 87H264V84H261ZM130 86V85H129ZM178 86V87H177ZM233 87V88H232ZM237 88V89H236ZM241 89V90H240ZM264 88H260V90L261 91H264L263 90ZM135 93H136V91H135V87L132 89ZM239 90V91H238ZM238 91V92H237ZM260 91V92H261ZM244 92V93H243ZM247 93V94H246ZM256 94L258 95V96H256L255 94H253V95H250V97H252V96H255V97H262L261 95H264V94H258V92H256ZM184 94H183V92H178V91H176V93L173 95L176 99H178V98H180V97H182ZM242 95V96H241ZM220 98H222V96L220 97ZM13 99V100H12ZM130 99H131V101L134 103V104H140L139 102H138V99H137V93H136V96H133V97H130ZM6 100H7V102H6ZM222 100V99H221ZM181 102H182V98H181V100H180ZM223 101H225V98H224V100ZM215 103V102H214ZM203 104V103H202ZM221 106H223V104H221ZM227 105H225V107H226ZM140 107V106H139ZM228 108H225V110H222V111H220L219 113H215V114H213L212 116H210L211 117V119L213 120V119H216V118H218V120L219 119H221V118H223L225 115H226V113L227 112H225V111H229L228 113H230L231 114V118H234L233 117V115H232V111H233V109H234V107H232V106H230L229 104H228V106H227ZM252 106H250V108H251ZM253 107H255L256 108V105H254ZM62 108H64V107H62ZM182 108H187V107H182ZM219 108V107H218ZM217 107H216V109L215 110H217L218 109ZM237 107L235 106V110L236 111H238V110H240V109H242V106L241 107H239V108H237ZM188 109V108H187ZM232 109V110H231ZM257 109V108H256ZM3 110H5V111H3ZM63 111H64V109H62ZM72 110H73V112H72ZM204 110H206V108L204 109ZM188 111H189V109H188ZM224 111V112H223ZM131 112H134V111H122L121 112V116L120 117H116V118H113L112 119V123H119L120 125H122V124H125L126 122H133V119H132V115L134 116V114L132 113V115H131ZM190 113H191V111H189ZM173 113H175V117L176 118H178V119H183L184 121L185 120H187L186 121V123H189V124H193L194 123V121H195V119H193L192 117H190V116H186L185 114H183V113H181V115H180V113H178V112H173ZM177 113V114H176ZM220 113H223V115L221 116V114ZM60 114H61V112H60ZM177 115V116H176ZM180 116H182V117H180ZM81 117V118H80ZM180 117V118H179ZM209 117V118H210ZM62 119V120H61ZM69 119H70V121H69ZM88 119V120H87ZM97 119V120H96ZM205 118H202V121H203V123L204 124H206V122H207V119H205ZM263 119H264V117L262 118V121H263ZM4 120V121H3ZM27 120V119H26ZM65 120V121H64ZM75 120V121H74ZM93 121L92 123L93 124H91L90 123V121ZM95 120V121H94ZM183 120H181V122L183 121ZM12 121H15V125H11V122ZM61 123H60V122ZM79 121V122H78ZM184 121H183V123H184ZM193 121V122H192ZM25 122H27V123H25ZM83 122H81V123H83ZM25 123V124H24ZM70 124H72V126L70 125ZM15 126V127H14ZM191 126H194V125H191ZM243 126H245L244 128H246V125H243ZM242 126V127H243ZM73 129H72V128ZM76 127V128H75ZM47 128V129H46ZM58 128V129H57ZM26 129V130H25ZM51 129V130H50ZM79 129V128H78ZM250 129V131L252 132H250L251 134H249L248 132V130ZM54 130V131H53ZM95 131L94 133V135L92 136V137H89L88 136V134H87V131ZM220 132H219V131ZM227 130V131H226ZM258 130V131H257ZM48 131V132H47ZM50 131H52V132H50ZM58 131H61L60 133L58 132ZM214 131V130H213ZM218 131V132H217ZM229 131H231L230 133L231 134H229ZM33 132H35V134H33ZM38 132V133H37ZM67 132V131H66ZM257 132H260V133H258L257 134ZM1 134H2V131L0 132ZM23 133V134H22ZM57 133V134H56ZM80 133V132H79ZM79 133L77 134V135H79ZM96 133H97V135H96ZM225 133H226V135H225ZM236 133L238 134V135H236ZM246 133V134H245ZM248 133V134H247ZM37 134V135H36ZM45 134V135H44ZM118 134V135H117ZM224 134V135H223ZM229 134V135H228ZM245 134V135H244ZM261 134V135H260ZM26 135V136H25ZM51 135V136H50ZM53 135V136H52ZM76 134H72V136H73V138H75L76 136H77ZM108 135L110 136V137H112V136H114V137H112V139H108V140H113V144H112V142L110 141H108L107 139H105V140H103L105 137L106 138H110V137H108ZM112 135V136H111ZM211 135V136H210ZM233 135V136H232ZM253 135V136H252ZM29 136V137H28ZM101 136H104V137H102L103 139H101ZM117 136V137H116ZM210 136V137H209ZM225 136V137H224ZM228 136V137H227ZM237 136V137H236ZM250 137V139H251V141H249V138L247 139V138H244V137ZM263 136V137H262ZM100 137V138H99ZM214 137V138H213ZM215 137H216V139H215ZM239 137V138H238ZM24 138V139H23ZM86 138V139H85ZM91 138V139H90ZM113 138H116V139H113ZM201 138H202V135H201ZM258 138V139H257ZM261 138H263V139H261ZM90 141H89V140ZM101 139V140H100ZM122 139H120L119 141H117L118 143L119 142H121V143H119L118 144V146H117V150H118V148L122 145V143L125 141V140H122ZM204 139H205V141H204ZM208 139H210V140H208ZM219 139V140H218ZM221 139V140H220ZM241 139V140H240ZM244 139H246V140H244ZM103 140V141H102ZM106 140H107V142L109 143L108 145L106 144ZM209 142H208V141ZM223 140V141H222ZM244 140V141H243ZM256 140H258V141H256ZM63 141H65V142H63ZM83 141H81V143L83 142ZM87 141V142H86ZM123 141V142H122ZM211 141V142H210ZM242 141V142H241ZM261 141H262V143H261ZM103 142V143H102ZM128 141H126V143H127ZM176 142H179V141H176ZM176 142H174V144L176 145V146H181L180 144H177ZM217 142H219L218 143V145H217ZM222 142H224V143H222ZM238 142H240L241 143V150L240 151H236V149H238L237 147H238ZM69 143H71V144H69ZM90 145H89V144ZM97 143V145H95ZM101 143V144H100ZM207 143V144H206ZM209 143V144H208ZM67 146H66V145ZM69 144V145H68ZM121 144V145H120ZM244 144H245V146H244ZM254 144V145H253ZM15 145V146H14ZM110 145H111V147H110ZM113 145H115V146H113ZM240 145V144H239ZM253 146V148H252V146ZM258 147L259 145H262L261 147L262 148H259V150H257V153L255 152L256 151V149H258V148H254V147H256V146ZM27 146V147H26ZM70 146V147H69ZM213 146V147H212ZM234 146H235V148H234ZM243 146V147H242ZM74 147V152H72L71 154V156H70V154L69 155H67L66 157H63V152L64 151H69V150H71L72 148ZM93 147H95V148H93ZM221 147V148H220ZM227 147V148H226ZM260 147V146H259ZM8 148V149H7ZM216 148V149H215ZM218 148V149H217ZM248 148H251V149H248ZM12 149V150H11ZM64 149V150H63ZM85 149H87V151L85 150ZM101 149H103V150H101ZM230 151H229V150ZM261 149V150H260ZM10 150V151H9ZM98 150V151H97ZM107 151V153H106V151ZM111 150V151H110ZM212 150H214V151H212ZM243 150H244V152H243ZM253 150H255V151H253ZM89 151V152H88ZM93 151H95V152H93ZM96 151H97V153H96ZM110 151V152H109ZM217 151V152H216ZM251 151H253V154H255V155H253L252 154V152ZM259 151H260V153H259ZM16 152V153H15ZM93 152V153H92ZM109 152V153H108ZM117 152V151H116ZM169 152H172L173 153V151H172V149H170V151ZM224 152V153H223ZM237 152V153H236ZM255 152V153H254ZM51 153V154H50ZM89 153V154H88ZM92 153V154H91ZM226 153V154H225ZM228 153V154H227ZM243 153V154H242ZM88 154V155H87ZM215 154V155H214ZM217 154V155H216ZM240 154V155H239ZM42 155V156H41ZM50 155V156H49ZM79 155V154H78ZM213 155V156H212ZM241 155H246V157H247V159H245L244 157H242ZM252 156V157H250V156ZM11 156H13V157H11ZM17 156V157H16ZM68 156H69V158H68ZM209 156V157H208ZM223 156H225V157H223ZM235 156V157H234ZM47 157V158H46ZM84 157H82V161H84ZM213 157V158H212ZM218 157V158H217ZM229 159H228V158ZM232 157H234L233 159H232ZM238 157L240 158V157H242L241 159H244V160H247L246 161V164L244 163V160H239V161H236V159H238ZM8 158V157H7ZM40 158V159H39ZM215 158H216V160H215ZM7 161H6V160ZM222 159V160H221ZM224 159H226L227 160V162L224 160ZM25 161V162H24ZM64 161V162H63ZM222 161H224V162H222ZM49 162V163H48ZM77 162H78V160H77ZM51 163V164H50ZM58 163H59V165H58ZM69 163V164H68ZM73 165H71V164ZM213 163H214V165H213ZM217 163V164H216ZM220 163H222V164H220ZM164 164V165H163ZM229 164V165H228ZM258 164V165H257ZM53 165V166H52ZM54 165H55V167H54ZM56 165H58V166H56ZM161 165H163L162 166V169H163V173H165V172H169L168 170H166L165 168H167L166 167V165H165V163H161ZM214 166V167H213ZM235 168H234V167ZM54 167V168H53ZM57 167V168H56ZM221 167V168H220ZM232 167V168H231ZM239 167V168H238ZM46 168V169H45ZM51 168V169H50ZM88 168V166L85 168V170ZM36 171H35V170ZM64 169V170H63ZM210 169H212V170H210ZM263 169V170H262ZM9 170H11L10 168H9ZM34 170V173L32 172V171ZM216 170V171H215ZM261 170V171H260ZM43 171V173H41ZM62 171H63V173H66V174H63L62 173ZM171 171H173V169H171ZM225 172V174H229L228 176H226L227 178H224V179H226V180H224V179H222L220 176L223 174V172ZM228 171H230V172H228ZM232 171H233V173H232ZM260 171V172H259ZM263 171V172H262ZM32 172V173H31ZM48 172V173H47ZM60 172V173H59ZM252 172V173H251ZM47 173V174H46ZM51 173V176L53 177V178H51V176L49 175ZM61 173H62V175H61ZM214 173V174H213ZM43 174H44V176H43ZM46 174V175H45ZM54 174V175H53ZM56 174H57V176H56ZM70 174H68V175H70ZM218 174V175H217ZM252 174V175H251ZM29 175V176H28ZM42 175V176H41ZM48 175V176H47ZM235 175V176H234ZM27 176V177H26ZM50 176V177H49ZM55 176V177H54ZM65 176H67V177H65ZM219 176V177H218ZM65 177V178H64ZM228 177L230 178V179H228ZM181 178H182V176H181ZM232 178V179H231ZM28 179V180H27ZM49 179V180H48ZM53 179H54V181H53ZM57 179V180H56ZM67 180V181H66ZM163 181H165V182H167L168 181V178L167 177H165V178H163L162 179ZM219 180H221V181H223V182H221V181H219ZM229 180V181H228ZM232 180H234V181H232ZM35 181V182H34ZM44 181H46V182H44ZM65 181H66V184H65ZM231 181H232V183L233 182H235V183H231ZM14 182V181H13ZM44 182V183H43ZM168 182H170V183H173V184H175V185H178V186H180V185H183V184H178V183H174V182H171V181H168ZM203 182V180H201V181H199V184L201 185V184H203L202 183ZM220 182H221V185L223 186H221L220 185ZM230 182V183H229ZM251 182V183H250ZM33 183V184H32ZM44 185H43V184ZM75 183V184H76ZM83 183V182H82ZM225 183V184H224ZM229 183V184H228ZM49 185V186H47V185ZM69 184V185H68ZM185 184V183H184ZM235 184V185H234ZM244 184V185H243ZM246 184V185H245ZM255 184V185H254ZM232 187H231V186ZM249 185V186H248ZM252 185V186H251ZM71 186V187H70ZM82 186V187H81ZM189 186H191L190 184H189ZM198 186V185H197ZM39 187V188H38ZM41 187V188H40ZM46 187V188H45ZM81 187V188H80ZM196 187V186H195ZM220 187V188H219ZM222 187V188H221ZM34 188V189H33ZM14 192H13V195H16V194H18V192H17V187L15 186L14 188ZM72 189V190H71ZM74 189V190H73ZM257 189V190H256ZM32 190V191H31ZM41 190V191H40ZM43 190V191H42ZM82 190L84 191V192H82ZM227 190V191H226ZM245 190V191H244ZM73 191H75V192H73ZM175 191H177V189H175ZM259 191V192H258ZM35 192V193H34ZM53 192V193H52ZM88 192V193H87ZM14 193H16V194H14ZM43 193V194H42ZM75 193V194H74ZM92 195H90V194ZM246 193V194H245ZM23 194V193H22ZM81 194V195H80ZM248 194V195H247ZM32 195H33V197H32ZM53 195V196H52ZM88 197H87V196ZM260 195H262V196H260ZM16 196H18V195H16ZM32 197V199H31V197ZM81 196V197H80ZM224 196V197H225ZM228 196V197H227ZM246 196H248V197H246ZM19 198H21L20 196H18ZM48 197V198H47ZM52 197V198H51ZM70 197V198H69ZM94 197H96V198H94ZM253 197V198H252ZM38 198V199H37ZM45 198V199H44ZM81 198H83V201H82V199ZM91 198V199H90ZM109 198V199H108ZM111 198V199H110ZM114 198V197H113ZM258 198V199H257ZM262 198V199H261ZM21 199H24V197L23 198H21ZM59 199H60V201H59ZM93 199V200H92ZM95 199V200H94ZM210 199V200H209ZM242 199V200H241ZM35 200V201H34ZM45 202H44V201ZM47 200V201H46ZM53 200V201H52ZM57 201V202H55V201ZM86 200V201H85ZM106 200H108V201H106ZM110 200V201H109ZM256 200H259V201H256ZM261 200V201H260ZM263 200V201H262ZM25 201V200H24ZM30 201V202H29ZM82 201V202H81ZM85 201V202H84ZM178 200H176V199H174L173 200V203H176ZM212 202H213V200H211ZM52 202L54 203V205H52ZM85 204H84V203ZM88 202V203H87ZM107 202V203H106ZM57 203V204H56ZM59 203V204H58ZM81 203H83L82 205H85V206H83L82 207V205H81ZM110 203H112V204H110ZM220 204V206H219V204ZM258 203V204H257ZM202 204H203V206H202ZM209 204V205H208ZM230 205V207H227V206H229ZM236 204H237V207H239V205H238V203L236 202ZM256 204V205H255ZM40 205H42V207L40 206ZM63 205V206H62ZM72 205V206H71ZM97 205V206H96ZM102 205V206H101ZM107 205V206H106ZM205 205V206H204ZM210 205H212L213 206V208H214V210H213V208L210 206ZM59 206V207H58ZM72 208H71V207ZM81 206V207H80ZM100 206V207H99ZM108 207V208H106V207ZM201 206H202V208H201ZM210 206V207H209ZM221 206H223V207H221ZM262 206V207H261ZM44 207L46 208V209H44ZM102 207V208H101ZM114 207V208H113ZM118 207H121V206H118ZM117 207V208H118ZM186 206H183V210H184V208H185ZM187 207H189V206H187ZM200 207V208H199ZM204 207L205 208H207V207H209L208 208V210H205L204 209ZM232 207V208H231ZM253 209H251V208ZM261 207V208H260ZM40 208H41V210H40ZM50 208V209H49ZM79 208V209H78ZM80 208H81V210H80ZM84 208H86V210H84ZM225 208V209H224ZM47 209H49V211L47 210ZM108 209V210H107ZM189 209V208H188ZM198 209V210H197ZM204 209V211H202ZM211 209H212V211H211ZM216 209V210H215ZM221 209H222V213H220L221 212ZM231 209V210H230ZM76 210H78V212L79 211H81L82 212V216H83V218L85 219L84 221H87V222H85V225H82V227H81V224H84L82 221L80 222V221H78V218L77 217H75V216H73V214H74V212L76 211ZM84 210V211H83ZM197 210V211H196ZM227 211V213H225L226 211ZM254 210H255V212H254ZM258 210V211H257ZM262 210V211H261ZM45 211V212H44ZM67 211V212H66ZM102 211V212H101ZM191 211V212H192ZM199 211V212H198ZM207 211H209V212H207ZM211 211V212H210ZM216 211V212H215ZM219 211V212H218ZM238 211V212H237ZM252 211V212H251ZM42 212H44V213H42ZM66 212V213H65ZM89 212V214H87ZM92 212V213H91ZM101 212V213H100ZM194 212H196V213H194ZM205 212H206V214H205ZM214 212V213H213ZM232 212H233V214H232ZM259 212V213H258ZM95 215H94V214ZM97 213V214H96ZM204 213V214H203ZM236 213V214H235ZM254 213H256L255 215H257V216H255L254 215ZM65 214H67V215H65ZM71 214V215H70ZM91 214V215H90ZM194 214H196V215H194ZM199 214V216H197ZM203 214V215H202ZM214 214V215H213ZM216 214H217V216H216ZM89 215V216H88ZM96 216V217H93L92 218V216ZM207 216V215H209V216H207V217H205V216ZM224 215V216H223ZM45 216V217H44ZM51 216V217H50ZM66 216L67 217H69V218H67L66 219ZM195 216V217H194ZM221 216H223L221 219H220V217ZM238 216V217H237ZM57 217V218H56ZM91 217V219H89ZM173 217V216H172ZM194 217V218H193ZM217 217H219L218 219H217ZM259 217H260V219H259ZM64 218V219H63ZM88 218V219H87ZM98 220H97V219ZM119 218H120V216H119ZM171 218V217H170ZM199 218V219H198ZM235 218V219H234ZM244 218V217H243ZM243 218H242V220H243ZM95 221H97V222H95ZM219 219H220V221H219ZM251 219V220H250ZM63 220V221H62ZM203 220H204V222H206V223H204L203 222ZM68 221H71V222H73V224H70L69 225V227H67V225L69 224V222ZM90 221H92V222H90ZM201 221V222H200ZM214 221V222H213ZM219 221V225L217 226V222ZM253 221V222H252ZM261 223H260V222ZM196 224H195V223ZM211 222H212V224H211ZM87 223H89V225H87ZM93 223V224H92ZM105 223L107 224V225H105ZM190 223V224H189ZM199 223H200V225H199ZM91 224L93 225V226H91ZM243 224H244V226H243ZM250 224V225H249ZM257 224V225H256ZM64 225V226H63ZM66 225V226H65ZM112 225V226H111ZM189 225V226H188ZM194 225V226H193ZM198 225V226H197ZM246 225V226H245ZM257 227H256V226ZM76 226V227H75ZM78 226V227H77ZM88 226V227H87ZM95 226V227H94ZM108 226H110V227H108ZM184 226V227H183ZM251 226H253V228L251 227ZM65 227H67L66 229H65ZM92 227V228H91ZM181 227V228H180ZM187 229H186V228ZM188 227H190V228H188ZM221 227V228H220ZM62 228V229H61ZM68 228H70L69 229V231H70V233L68 234L69 236L68 237H70V239H66V233H68L69 231H68ZM77 230H76V229ZM114 228V227H113ZM186 230H185V229ZM195 228V229H194ZM203 228V229H202ZM209 228V229H208ZM215 228V229H214ZM249 228V229H248ZM255 228V229H254ZM14 229V228H13ZM13 229H11L10 231H11V236L10 235H8L9 237H8V240H10L11 238H13V240H14V232H15V229L13 230ZM64 229V230H63ZM86 229V230H85ZM89 229V230H88ZM175 229V230H174ZM195 231H194V230ZM253 229V230H252ZM63 230V231H62ZM72 230V231H71ZM82 230H83V232H82ZM88 230V231H87ZM109 230H111V229H109ZM13 231V232H12ZM66 231V232H65ZM81 231V232H80ZM100 231V232H99ZM169 231V230H168ZM192 231H193V233H192ZM216 231V232H215ZM219 231V232H218ZM104 232V233H103ZM61 233H62V236H61ZM64 233H65V235H64ZM82 233H84V234H82ZM94 233V234H93ZM103 233V234H102ZM107 233V234H106ZM247 233V234H246ZM9 234H10V232H9ZM109 234V235H108ZM154 235H152V236H154L153 237V239L155 240L156 239V237H157V235H158V233L156 232V233H153ZM170 233L168 232L167 233V236L169 235ZM179 234V235H178ZM212 234V235H211ZM243 234V235H242ZM245 234V235H244ZM83 235V236H82ZM176 235H178V236H176ZM190 235V236H189ZM109 236H111V237H109ZM171 236V235H170ZM187 236H188V239H187ZM192 236H193V238H192ZM211 236V238H209ZM16 237V236H15ZM182 239V241L183 242H181V239ZM198 238V239H197ZM200 238V239H199ZM248 238V239H247ZM49 239V240H48ZM51 239V240H50ZM55 239V240H54ZM160 239V238H159ZM158 238L155 240L156 242H160L161 240H159ZM179 239V240H178ZM191 239V240H190ZM193 239V240H192ZM195 239H197V240H195ZM204 240V242H203V240ZM12 239H11V241H13ZM48 240V241H47ZM220 240V241H219ZM250 240V241H249ZM52 241V242H51ZM97 241V242H96ZM192 243H191V242ZM202 241V243L200 244L199 242H201ZM249 241V242H248ZM72 242V243H71ZM181 242V243H180ZM190 242V243H189ZM196 242V243H195ZM198 242V243H197ZM206 242V243H205ZM208 242V243H207ZM12 243V242H11ZM179 243H180V245H179ZM183 243V244H182ZM196 245H195V244ZM9 244V243H8ZM67 244V245H66ZM69 244V245H68ZM194 244V245H193ZM207 244V245H206ZM226 244V243H225ZM16 245V246H15ZM14 246H13V250L14 251H16V252H18L19 253V250H20V252H22V250H23V246L21 245V244H15ZM176 245H178V246H176ZM183 245H185V247L183 246ZM206 247H205V246ZM220 245V246H219ZM179 246H180V248H179ZM181 246H183L184 248H183V250H181L182 249V247ZM193 246V247H192ZM222 246V247H221ZM103 247V248H102ZM131 247V248H130ZM144 247H145V249H144ZM175 247V248H174ZM186 247H188V249L189 250H187V248ZM19 249L18 251L16 250V249ZM98 248V249H97ZM129 248H130V251L131 252H129V254H128V251H129ZM138 248V249H137ZM128 251H127V250ZM136 249V250H135ZM139 249H141L140 251H138ZM175 249H178L177 251L175 250ZM186 249V250H185ZM196 251H195V250ZM197 249H198V252L200 253V251H201V254H197L198 252H197ZM209 249H211V252H209L210 250ZM217 249V250H216ZM225 249H226V251H230V249L229 248H227V246L225 245ZM103 250V251H102ZM159 250V251H158ZM185 250V251H184ZM207 250V251H206ZM216 250V251H215ZM1 251H4V252H1ZM9 251V250H8ZM126 251V252H125ZM132 251H133V254L134 255H132V257H131V254H132ZM138 251V252H137ZM142 251V252H141ZM193 251H195L194 252V254H193ZM208 252V253H206V252ZM215 251V252H214ZM116 254H115V253ZM123 252V253H122ZM145 252V253H144ZM155 252V253H154ZM160 252V254H158V253ZM168 252V253H167ZM204 252V253H203ZM6 255H5V254ZM14 253V254H13ZM12 253V255L11 254H8V252H6V250H2V249H0V255H1V257H0V264H15V262H16V264H18V260L16 259L15 261L13 260V259H11L10 258V255H11V257H14L15 256V252H13ZM71 253V254H70ZM122 253V254H121ZM137 253H138V255H137ZM140 253V254H139ZM147 253V254H146ZM149 253V254H148ZM154 253V254H153ZM189 253V254H188ZM235 252L233 251L231 254L233 255ZM260 253H262V254H260ZM4 254V255H3ZM7 254H8V256H7ZM76 254V255H75ZM157 254V255H156ZM185 254V255H184ZM186 254H187V256H186ZM204 254L206 255V258H204L205 256H204ZM221 254V253H220ZM68 255V254H67ZM114 255H116L117 257L118 256H121L122 258H120V257H116L115 256V258H114ZM136 255V256H135ZM164 256V257H162V256ZM183 255H184V258H183ZM189 255H191V256H189ZM196 255V256H195ZM199 255H201V256H198ZM211 255V257H209ZM3 256V257H2ZM7 256V257H6ZM131 258H130V257ZM158 256H160V257H158ZM194 257V259H192L193 257ZM6 257V258H5ZM128 257H129V259H128ZM136 257V258H135ZM190 257V259L191 260H189V261H187L186 259L187 258H189ZM192 257V258H191ZM208 257V258H207ZM220 257V256H219ZM231 259H230V258ZM253 257V258H252ZM10 258V259H9ZM36 258V259H35ZM35 258H33V259H30V260H24L21 264H27V262H28V264H43V260L45 259L44 257H40V256H38V257H35ZM38 258V259H37ZM41 260H40V259ZM84 258V259H83ZM125 258V259H124ZM159 258V259H158ZM9 259V260H8ZM35 259V260H34ZM111 259H113L112 261H110ZM120 259V260H119ZM132 259H135V260H132ZM167 259V260H166ZM186 261H185V260ZM224 259H225V257H224ZM247 259V260H246ZM33 260V261H32ZM38 260V261H37ZM88 260H89V262H88ZM126 260V261H125ZM150 260H151V262H150ZM170 260V261H169ZM194 260V261H193ZM211 260V259H210ZM218 260H220V259H218ZM226 260V259H225ZM241 260V261H240ZM6 261V262H5ZM11 261V262H10ZM35 261V262H34ZM125 261V262H124ZM156 261V262H155ZM168 261V262H167ZM202 261V262H203ZM33 262V263H32ZM112 262V263H111ZM116 262V263H115ZM122 262V263H121ZM259 262V263H258ZM44 263H45V260H44ZM216 263V262H215ZM46 264V263H45ZM160 264V263H159ZM196 264H199V263H196ZM203 264V263H202Z\"/></svg>", "mask_w": 264, "mask_h": 264}]
</instances>
